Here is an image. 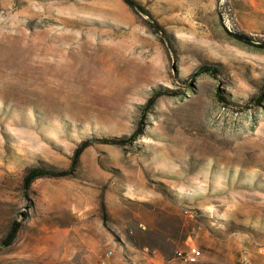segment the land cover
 Masks as SVG:
<instances>
[{
    "label": "rangeland",
    "instance_id": "obj_1",
    "mask_svg": "<svg viewBox=\"0 0 264 264\" xmlns=\"http://www.w3.org/2000/svg\"><path fill=\"white\" fill-rule=\"evenodd\" d=\"M138 1L171 53L120 0H0V244L26 215L0 264H264V49L231 36L264 44V0Z\"/></svg>",
    "mask_w": 264,
    "mask_h": 264
},
{
    "label": "trees",
    "instance_id": "obj_2",
    "mask_svg": "<svg viewBox=\"0 0 264 264\" xmlns=\"http://www.w3.org/2000/svg\"><path fill=\"white\" fill-rule=\"evenodd\" d=\"M124 3L126 8L130 10L133 14L142 17V19L145 20V24L155 33L159 36L160 40L163 44L167 47V51L171 53L172 46L169 41V36L165 29L159 25L158 21L149 13L146 11V9L141 5V3L138 0H120ZM234 38L240 40V42L244 43L247 46H251L254 48H262L264 49V44L262 43H255V41L245 34L238 33V34H232ZM222 67L219 65H202L198 68L196 71V75H202L205 74L209 76L212 79H217L219 75L222 74ZM180 86H183L185 88H188L191 84L188 80H184L182 82H179ZM179 95V92H175L169 89H161L153 91L149 99L147 100L146 105L143 107V111L146 112L149 109H151L155 102L159 100L162 97H177ZM216 98L219 102L225 104L228 106L230 103L229 101H226L223 95L220 93L216 94ZM264 103V83L259 88L258 93L250 97L247 101V104L240 107L244 110H248L250 108H256L261 107ZM138 135V130L133 133L132 136L129 138H99V139H85L79 143V145L74 150L73 156L70 159L69 167L65 170H59L55 169L53 167L45 166V165H39V166H31L27 169L26 173H24L23 179H22V193L25 197H27L29 190H31V185L34 181L42 178H52V179H62V178H73V175L76 172L79 157H81L82 153L85 149H88L95 143L105 144V145H114V146H126L130 144L134 138ZM101 216L104 223H106L107 217L105 212V205L103 202V199L101 200ZM22 219L20 221H15L13 224H11L10 229L8 230L6 236L4 237V240L1 241L0 247L5 248L8 247L12 241L15 240L20 228L22 222L26 219V215L22 214L20 215Z\"/></svg>",
    "mask_w": 264,
    "mask_h": 264
},
{
    "label": "built area",
    "instance_id": "obj_3",
    "mask_svg": "<svg viewBox=\"0 0 264 264\" xmlns=\"http://www.w3.org/2000/svg\"><path fill=\"white\" fill-rule=\"evenodd\" d=\"M198 256L197 249L192 246H187L186 250H179L176 252V258L187 263H194Z\"/></svg>",
    "mask_w": 264,
    "mask_h": 264
}]
</instances>
